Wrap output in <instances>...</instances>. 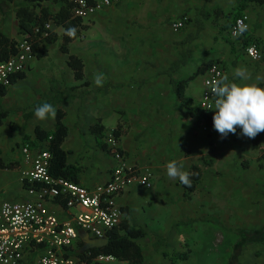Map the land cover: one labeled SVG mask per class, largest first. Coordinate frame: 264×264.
Returning <instances> with one entry per match:
<instances>
[{
  "label": "crops",
  "instance_id": "0c3cea01",
  "mask_svg": "<svg viewBox=\"0 0 264 264\" xmlns=\"http://www.w3.org/2000/svg\"><path fill=\"white\" fill-rule=\"evenodd\" d=\"M21 3L0 0V32L17 41L23 36L16 16ZM239 3L120 0L82 21L84 31L79 29L69 42L70 52L84 62L80 79L61 49L65 28L54 23L58 38L48 54L36 56L23 78L0 87L7 90L0 95V109L9 111L0 123V159L18 165L0 167V206L32 198L20 180L22 170L30 166L22 146L28 139L34 151L47 149V142L37 139L36 126L54 130L58 111H63L68 128L61 145L64 166L77 167L76 182L87 187L104 183L118 164L113 151L93 134L91 126L97 122L106 134L119 127L118 145L127 161L154 172L152 188L135 183L117 197L121 223L125 220L146 232L134 239L144 256L141 264H264V132L250 139L237 128L222 138L199 117L212 62H219L230 80L237 67H246L248 82L264 86V61L246 53L250 44L264 50V0L247 2L243 12L250 17V29L242 39H234L230 28ZM42 6L52 13L60 8L49 0ZM183 15L189 21L176 33L171 25ZM97 73L103 74L102 86L94 83ZM182 81L192 108L177 98L175 85ZM44 102L55 107V118L35 117L36 104ZM170 160L183 161L186 171L194 164L201 167L189 197L178 178L167 176ZM46 203L63 220L82 210L67 206L65 197ZM194 228L204 235L209 231L213 240L207 243L199 237L195 242ZM96 239L81 230L79 239L63 252L78 262L81 250L107 243L97 245ZM43 250V245L31 246L22 264H37ZM175 252L188 257L173 262L169 255Z\"/></svg>",
  "mask_w": 264,
  "mask_h": 264
},
{
  "label": "built area",
  "instance_id": "2783aa9c",
  "mask_svg": "<svg viewBox=\"0 0 264 264\" xmlns=\"http://www.w3.org/2000/svg\"><path fill=\"white\" fill-rule=\"evenodd\" d=\"M72 5L73 16L81 21H88L106 7L120 0H68ZM243 20L250 29V17L247 13L236 17L231 25L230 34ZM189 21L183 15L172 23V29L178 33ZM181 27H175L176 25ZM50 20L44 25V34L53 29ZM35 27V31H39ZM247 30V31H248ZM83 32L84 29H81ZM246 31V32H247ZM246 32L234 39H242ZM84 38V33L81 34ZM246 53L254 60L264 61V50L257 44L246 47ZM36 57L33 44L28 35L22 36L16 44V51L5 60H0V87H9L13 77L29 69ZM217 73L224 74L219 62H212L204 80V90L200 108L207 114L214 107L213 94L209 89L210 81L218 78ZM213 116V115H212ZM113 148L118 164L113 168L110 178L93 187H87L65 177H55L50 172L52 155L47 149L36 150L29 143L22 146L24 160L30 165L21 172L20 180L32 198L21 201H5L0 206V264H22L25 254L33 245H43L37 264H77L74 257L67 256L64 248L71 247L80 237V231H86L94 237L105 238L108 232L118 226L122 220V209L117 197L126 188L135 183L152 188L154 172L149 167H138L127 161L126 155L118 145L119 138L114 130L105 137ZM65 197L67 206L81 207L71 218L61 219L52 211L46 201L49 198ZM95 260L102 264H118L114 255L99 254Z\"/></svg>",
  "mask_w": 264,
  "mask_h": 264
},
{
  "label": "trees",
  "instance_id": "16d2710c",
  "mask_svg": "<svg viewBox=\"0 0 264 264\" xmlns=\"http://www.w3.org/2000/svg\"><path fill=\"white\" fill-rule=\"evenodd\" d=\"M43 1L47 0H22V3L19 4L16 8V16L18 18L20 32L24 36L28 35L33 44L35 55L40 58L48 54L49 45L56 42L58 38L57 33L53 30L50 31L47 35L44 34L43 29L44 25L47 22L52 20L56 25L63 26L65 30L69 27H75L76 33H78L79 29L83 28L82 21L79 18L73 16L72 5L68 0H49L55 2L60 6L57 13H52L49 8L42 6ZM249 1L252 0H240L236 17L244 13L243 10L245 9L247 2ZM36 26L40 28L39 31L34 30ZM72 40L73 38L64 35L61 49L67 54L68 64L74 69L76 77L80 79L84 77V62L77 55L70 52L68 44ZM16 44V39L10 38L3 31H1L0 60H5L10 55H12L16 51ZM209 66L210 64L208 65V67ZM24 76V72L19 73L13 77V81L17 78H23ZM184 81L179 82L175 85L177 98L186 107L192 108L191 100L184 93ZM6 91L7 90L5 89H0V95L5 94ZM41 104L42 103H37L36 107ZM8 113L9 111L0 109V123L2 122V118L6 117ZM63 117L64 112L58 111L56 128L54 130L48 131L37 125L36 135L39 141H46L48 144L47 150H49L52 155L50 166L51 174L55 177H65L76 181L75 177L78 171L77 167L64 166L66 153L62 150L61 145L68 134V128L63 122ZM199 117L200 120H202L208 126H213L212 116L207 114L204 110H200ZM91 130L101 146L107 148L110 151H113V148L110 147L105 141L106 132L104 126L101 123L97 122L93 124L91 126ZM113 130L116 136L120 138L122 131L119 130V127L114 128ZM256 137L259 138V135H257ZM27 141L30 145L34 144L28 139L26 140V142ZM122 152L124 151L122 150ZM16 166L18 167V165L4 163L0 159V167L17 168ZM189 172L193 173L194 175L191 176L192 186H184L186 189V197H189V194L195 190L196 184L201 177L202 170L199 165L194 164L190 168ZM122 231H124V233H122ZM145 234L146 232L143 229L135 228L129 225V223L124 220L120 225L116 226L108 232V241L104 246H102L101 248H89L86 250H81L78 254L79 259L77 264H102L95 260V257L99 254L114 255L120 261L125 262L121 264H141L144 260V256L142 254L141 247L134 241V239L139 238L140 236H144ZM169 257L174 262L177 258L186 259L188 257V254L175 252L173 254H170Z\"/></svg>",
  "mask_w": 264,
  "mask_h": 264
},
{
  "label": "clouds",
  "instance_id": "9594fccd",
  "mask_svg": "<svg viewBox=\"0 0 264 264\" xmlns=\"http://www.w3.org/2000/svg\"><path fill=\"white\" fill-rule=\"evenodd\" d=\"M104 2L109 3V0ZM181 26L178 24L175 27ZM247 30L248 25L243 20H239L232 35L239 37ZM65 35L74 39L76 28H67ZM217 77L209 84L214 98V107L205 108L215 109L212 117L214 129L222 138L227 137L229 133L235 134L237 128L241 129L243 136L250 139L264 132V86L249 83L250 76L247 68L243 66L233 71L231 80L227 73H217ZM93 79L97 86H102L103 74H94ZM34 115L40 120L55 118L56 109L52 104L44 102L35 109ZM166 172L169 178H178L182 185L192 186L191 176L194 174L184 170L183 161L170 160L166 164Z\"/></svg>",
  "mask_w": 264,
  "mask_h": 264
},
{
  "label": "rangeland",
  "instance_id": "374dc122",
  "mask_svg": "<svg viewBox=\"0 0 264 264\" xmlns=\"http://www.w3.org/2000/svg\"><path fill=\"white\" fill-rule=\"evenodd\" d=\"M208 232V235H204V231L201 230V229H198V228H194V231H193V234H192V240H194L196 242V238H198L199 240V237L200 239L203 241H207V243H210L212 240H213V236L212 235H209L210 232Z\"/></svg>",
  "mask_w": 264,
  "mask_h": 264
},
{
  "label": "water",
  "instance_id": "95a60500",
  "mask_svg": "<svg viewBox=\"0 0 264 264\" xmlns=\"http://www.w3.org/2000/svg\"><path fill=\"white\" fill-rule=\"evenodd\" d=\"M93 242L95 244H97V245H103V244H105L107 242V239H105V238H98V239L94 240Z\"/></svg>",
  "mask_w": 264,
  "mask_h": 264
}]
</instances>
